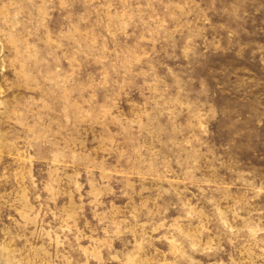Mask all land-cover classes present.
<instances>
[{"label": "clouds", "instance_id": "obj_1", "mask_svg": "<svg viewBox=\"0 0 264 264\" xmlns=\"http://www.w3.org/2000/svg\"><path fill=\"white\" fill-rule=\"evenodd\" d=\"M258 13H264V0H0V69L13 67L16 77L0 86V154L18 157V167L0 172V182L16 181L12 192L0 193V201L21 217L0 226V264H72L68 253L78 244L69 235H78L74 221L84 199L106 233L102 264H194L188 252L198 243L190 232L169 225L166 235L154 233L165 225L170 208L190 205L189 185L201 195L210 194L209 202L215 204L216 193L234 186L241 174L253 175L241 167L250 162L237 148L249 137L264 138V77L252 76L247 89L221 100L197 68L209 50L220 49L219 33L238 41ZM54 19L58 27L50 28ZM257 32L264 33V27L250 36ZM245 43L264 72V39ZM93 65L96 71L84 76ZM14 87L30 88L39 96L10 102L7 93ZM162 117H167L164 126ZM86 125L101 129L93 136L95 147H88ZM100 152L106 155L94 154ZM113 154L117 164L109 165ZM33 161L39 165V187ZM205 168L209 175L198 176ZM220 169L233 172L236 180L225 181L217 175ZM85 173L90 188L77 203L71 193L84 187L80 176ZM258 178L264 189V174ZM113 180L123 184V207L98 202V192L115 191ZM244 183L256 189L253 180ZM30 195L41 202L39 209L29 203ZM59 195H68L69 201L57 210L59 227L48 232H58L62 240L57 243L67 247L50 255L48 241L34 243L48 232H29V225ZM255 199L227 209L232 224L220 228L218 249L226 241L240 257L258 250L264 258V206L252 205ZM180 219L190 223L187 214ZM156 239L185 251L172 261L161 260L149 251ZM116 241L120 248L112 247ZM213 264L250 260L229 257Z\"/></svg>", "mask_w": 264, "mask_h": 264}, {"label": "rangeland", "instance_id": "obj_2", "mask_svg": "<svg viewBox=\"0 0 264 264\" xmlns=\"http://www.w3.org/2000/svg\"><path fill=\"white\" fill-rule=\"evenodd\" d=\"M0 20H2V17H0ZM49 27L57 28V21L54 19L50 22ZM261 27H264V13H258L247 21L245 28L248 29V32H241L238 41L228 38L223 32L219 33L218 38L221 42L220 49L215 52L209 50V52L205 54L207 59L197 68V71L199 74L207 77L208 86L216 92L219 99L224 100L237 92H243L254 82L251 80L252 76H256L257 78L264 77V72H261L259 64L251 56V47L245 43L249 39H264V33L260 32H257L255 37L250 36L252 31ZM64 66L67 67L66 62ZM94 71H96V66H89L84 69L83 75L86 76L88 72ZM15 79L13 67H4L0 69V86L5 85L6 81H15ZM29 94L36 95L37 97L39 96L38 92L34 93L30 88L14 87L7 93V97L10 102H13L14 97L19 98L20 96ZM121 107L126 108L127 106L121 104ZM166 120L167 117H162L160 124L164 126ZM85 130L89 141L88 147H95L93 136L98 134L101 129L99 126L89 128L86 125ZM237 151L242 158L250 162V164L241 167L244 171L251 169L253 171L252 176H244L241 174L240 179L236 181L234 186L225 188L220 193H216L215 204L209 202L211 198L210 194L207 197L201 195L199 189L195 185H189L186 195L192 197L190 205L184 208L179 206L170 208L165 218V225L154 233L157 237L166 235L169 230V225H174L181 230L190 232L193 238L197 239L198 243V247L194 251L188 252V258L190 262H194V264H213L214 261L219 259H223L227 262L229 257L234 259H248L250 260V264H264V258L260 256L258 250L251 257H240L239 253L226 241L222 245V250L217 248V237L220 236V228H222L224 224H232L233 218L227 209L233 208V205L236 203L247 200L253 195L256 199L252 200V205L257 207L264 206V189L259 188L260 179L258 178L264 174V167L252 168L254 165H264V160L259 159L260 156L264 155V138L257 139L256 137H249L245 139L243 144L238 146ZM94 154L97 155L98 158L106 155L104 152ZM17 158L16 155L0 154V172H3L5 169L12 171L18 167V164L14 162ZM20 163H27V161L21 159ZM108 164H117V158L114 154L108 158ZM31 167L32 175L37 179V187H39L38 181L40 174L37 172L39 165L33 161L31 162ZM172 167H177L174 162L172 163ZM87 175L88 174L85 173L80 176V183L83 184L84 187L71 193V199L77 203H81V197H84L86 191L90 188V185L86 183ZM99 175V172L95 173L97 179H99ZM197 175L207 176L209 173L205 168L201 173H197ZM217 175L227 182L236 180L235 174L226 169H220ZM117 179H120V177H117ZM131 179L135 181L138 177H132ZM168 179L173 180L174 178L169 177ZM246 180H253L256 184V189L250 190L244 183ZM14 187H16L14 178H10L9 182L6 183L0 182V193L12 192ZM111 187L115 190L112 194H109L106 190L97 193L98 202H102L104 207H112V204L109 202L123 207L127 203V197L121 196L120 193L123 184L113 180ZM181 187H184V185L181 184ZM205 189H207V186H205ZM47 195V192L41 195V202L44 201V197ZM221 196H223V199L220 198ZM166 199H169L172 203L176 202L175 197ZM68 201V195H59L55 197L54 200L48 202L47 206L40 210V216L35 219L34 223L29 225V232L36 229H42L44 232H48L50 227H59L62 221L57 220V210L63 208ZM41 202L36 201L31 195L29 196V203L34 208L39 209ZM83 204L84 207L74 221V232H77L78 235L75 237L71 234L69 235L70 240H76L78 248L75 251L70 250L68 255L71 257L72 264H76V262L85 259H87L88 264H102L106 255L105 245L108 243L104 239L106 233L102 230V226L99 225L97 214L93 212L92 206L88 204L87 199L83 200ZM233 210L235 209L233 208ZM101 211L102 209H97V213ZM115 212L119 214L120 208H116ZM186 214L189 216L190 223L189 221L180 219ZM241 215H245V213H241ZM10 217L16 220L21 219L20 213L16 208L9 207L4 204L3 201H0V226L11 224L12 221L9 219ZM100 218L102 219L103 217L101 216ZM72 223L73 221H68L69 226H71ZM237 223H239V221H237ZM221 239L223 238L221 237ZM59 240H62V237L58 232L55 235L48 232V235L42 236L41 239L35 240L34 243L41 244L48 241L51 245V248H49L50 255H56L58 254L57 249L62 252L65 247H67L66 245L58 244L57 242ZM17 243L22 246L25 241L20 240L17 241ZM112 247L120 248L121 242H114ZM149 251H155L161 260L172 261L181 256L185 249L177 247L175 244L170 243L169 240L156 239L154 248L149 249Z\"/></svg>", "mask_w": 264, "mask_h": 264}]
</instances>
